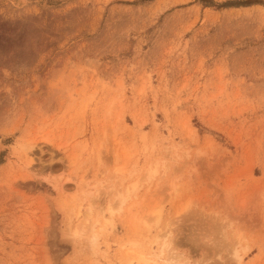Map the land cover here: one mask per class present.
<instances>
[{
    "label": "rangeland",
    "instance_id": "rangeland-1",
    "mask_svg": "<svg viewBox=\"0 0 264 264\" xmlns=\"http://www.w3.org/2000/svg\"><path fill=\"white\" fill-rule=\"evenodd\" d=\"M251 1L0 0V264H264Z\"/></svg>",
    "mask_w": 264,
    "mask_h": 264
},
{
    "label": "trees",
    "instance_id": "trees-1",
    "mask_svg": "<svg viewBox=\"0 0 264 264\" xmlns=\"http://www.w3.org/2000/svg\"><path fill=\"white\" fill-rule=\"evenodd\" d=\"M151 1V0H149ZM204 3H208L210 4V6H218L219 8H228V7H240V6H249L251 4H253L254 2H252L251 0H246V1H240V0H236V1H228L222 4H217L214 3L213 0H201ZM255 3H262L264 4L263 1H255Z\"/></svg>",
    "mask_w": 264,
    "mask_h": 264
},
{
    "label": "bare ground",
    "instance_id": "bare-ground-1",
    "mask_svg": "<svg viewBox=\"0 0 264 264\" xmlns=\"http://www.w3.org/2000/svg\"><path fill=\"white\" fill-rule=\"evenodd\" d=\"M130 264H135L134 262H130Z\"/></svg>",
    "mask_w": 264,
    "mask_h": 264
}]
</instances>
